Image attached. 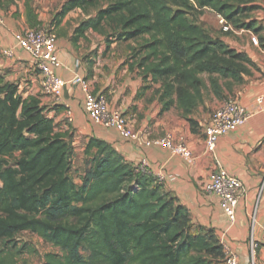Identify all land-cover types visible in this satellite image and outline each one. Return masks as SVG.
<instances>
[{
    "label": "trees",
    "instance_id": "16d2710c",
    "mask_svg": "<svg viewBox=\"0 0 264 264\" xmlns=\"http://www.w3.org/2000/svg\"><path fill=\"white\" fill-rule=\"evenodd\" d=\"M244 2L64 0L53 22L58 26L69 12L94 8L96 14L75 28L73 44L89 30L103 35L106 47L142 39L136 63L144 78L161 83V111L176 105L196 131L193 112L207 88L202 76H209L210 90L220 97V80L228 88L241 83L252 61L189 13L211 10L231 28L255 32L264 48L261 27L244 20L258 6ZM14 3L0 0V8ZM47 113L37 97L23 98L16 83L0 85V239L22 231L39 235L63 254L49 252L43 264H224L215 231L195 226L189 209L157 177L137 170L105 140L92 136L85 143L90 167L77 184L70 174L73 133L58 130ZM10 249L0 248V264H18Z\"/></svg>",
    "mask_w": 264,
    "mask_h": 264
},
{
    "label": "crops",
    "instance_id": "0c3cea01",
    "mask_svg": "<svg viewBox=\"0 0 264 264\" xmlns=\"http://www.w3.org/2000/svg\"><path fill=\"white\" fill-rule=\"evenodd\" d=\"M74 11L83 14L80 9L69 12L57 30L62 28ZM56 12L51 24H54ZM0 17V85L16 83L23 98L37 97L40 105L46 106L48 116L58 123V130L73 133V145L80 138L87 142L94 136L111 144L131 164L137 165L145 159L148 174L164 176V189L189 209L195 226L213 229L224 247L238 255L240 264H251V244L254 240L258 241L260 245L255 264H264L261 229L264 223V189L260 193L264 185V48L259 46L257 38L253 48L249 45L239 50L235 48L238 52L244 51L251 59L250 73L242 75L241 83L231 82L229 88L226 87L227 80H220L223 88L220 97L210 90V101L204 97L203 103L193 112L197 122V130L193 131L190 123L179 116L174 119L176 123H165L172 109L163 117L157 116L160 108L158 99H147L148 93L151 96L150 90L143 93L145 81L135 73L142 72L141 69H131L129 63H125L120 71L121 64L105 59L99 63L100 57L90 61L83 56L80 61V43L86 38L80 39L77 45L71 40L80 21L66 34H58L56 50L60 66L56 68V73L65 84L62 89L63 102L56 103L53 97L42 91V76L36 69L35 58L17 47L14 39L15 33L32 28L36 22L42 23L35 0H15L14 4L0 8ZM89 34L104 39L103 35L93 30L87 31L86 36ZM8 48H14L12 57L3 54V49ZM103 53L101 55L105 57ZM77 74L84 76L92 91L105 95L111 108L120 110L131 120L133 128L139 133V139H123L114 128L99 126L89 118L84 109V92L80 85L73 82ZM147 84H151L149 78ZM139 92L142 94L139 95ZM229 98L236 99L254 114L237 130L221 136L215 151L209 153L204 143V127L212 112ZM66 104L72 112L71 122L67 120ZM169 133L185 138L193 152L192 159L173 154L170 149L154 144L155 139ZM216 169L234 174L243 183L244 193L237 205L236 220L233 223L221 208L220 198L204 189L208 175Z\"/></svg>",
    "mask_w": 264,
    "mask_h": 264
},
{
    "label": "built area",
    "instance_id": "2783aa9c",
    "mask_svg": "<svg viewBox=\"0 0 264 264\" xmlns=\"http://www.w3.org/2000/svg\"><path fill=\"white\" fill-rule=\"evenodd\" d=\"M224 30L231 29L224 18L218 15ZM2 18L0 17V23ZM14 39L16 46L30 53L36 61V69L42 76V91L54 98L56 103L63 102L62 89L65 81L56 73V68L60 66V58L56 50L57 35L52 30L44 28H27L15 33ZM3 54L12 57L14 48L3 49ZM73 82L81 86L84 92V109L89 118L97 125L105 128H114L123 139L137 140L139 133L133 128L131 120L120 110L110 107L105 95L95 93L91 90L84 76L77 74ZM67 120H73L70 106L66 104ZM253 111L241 104L234 98H229L222 105L217 107L210 117L209 122L204 127V143L206 150L213 153L221 136L237 130L245 124L252 116ZM154 144L162 145L170 149L173 154L180 155L187 159L193 158V152L189 148L183 136L167 134L163 138L155 139ZM135 165V164H134ZM148 165L145 159L135 167L137 170L147 172ZM161 182L165 179L163 175L157 177ZM205 191L213 193L220 198V205L231 223L236 220V208L241 196L244 193L242 181L224 169L212 171L204 184ZM264 185L261 192H263ZM264 238V223L261 225ZM259 242L254 240L251 244V264H255L256 252ZM224 264H240L238 255L229 248L224 247Z\"/></svg>",
    "mask_w": 264,
    "mask_h": 264
},
{
    "label": "rangeland",
    "instance_id": "374dc122",
    "mask_svg": "<svg viewBox=\"0 0 264 264\" xmlns=\"http://www.w3.org/2000/svg\"><path fill=\"white\" fill-rule=\"evenodd\" d=\"M244 1H248L247 4H256L258 6V8L251 11L249 15L245 17L244 20L246 22L251 21L255 26L261 27V31L259 34L261 37L264 38V0H242V2ZM35 2L38 8V15H40V19L42 21V23L39 24L38 27L44 28L47 31H54L57 35V38L58 34L61 35L60 32L66 34L69 30H72L73 26L79 21H81V19L83 20L88 18L89 16H93L96 14V9L94 8H91L87 13L83 12V14L81 12L74 11L70 15V18L66 21V23L63 24L62 28L60 30H57L58 27L54 24H51V19L54 12L60 9V6L64 2V0H35ZM189 17L203 24L207 28V30L214 36V38L224 40L228 44V46L233 49H243L245 45H249V47L253 48L254 46H256L255 38L258 39L259 46L262 47L259 35H257L252 30H236L231 28L225 31L223 24L220 22L218 14L213 11H206L201 13L190 12ZM110 32L111 30L108 28V33ZM103 41H105V37L102 40V38L98 35L89 34L88 36H86V40L80 43V52H82V54L79 53V59L84 56V58H88V60L92 61L93 58L100 57L99 63H102L107 60L110 62L118 63L119 65L121 64L120 71L125 63H129V65H137V54H139L140 52L139 50L141 48L140 46L142 44V39H139V41L123 40L114 41L113 43L108 42L107 44H110V47H106V43L104 42L103 44ZM101 53H103L105 57H103ZM135 68H138V65ZM135 73L140 76L143 80L149 77L151 87H149L148 89L143 88V93H145V91L147 90H150L151 96L148 93L147 99H149V101H152L153 99L155 100V98L158 99V104L160 106L159 113L157 115L158 117H163L166 112L172 109L168 114L165 123L172 124V121H174L173 123H176L174 119L178 116L180 118L182 117V119H186L183 116V112L180 111V109L176 105L173 106L170 110L162 112V105L159 101L158 93L161 88V83L156 82L151 76L144 78V74L142 72ZM202 77L204 79V82L207 84V88H204V97L206 100L210 101V79L207 74H204ZM145 84V86H149L147 84V81L145 82ZM190 125L192 128L191 123ZM149 139L153 140V138L150 137ZM85 143L86 142L80 138L78 139V142L74 145L75 151L73 155L70 174L72 175L77 184H81L83 182V178L90 167V157L85 154V151L83 149ZM0 248H11L10 250H12L13 252H17L16 258L18 264H43L45 262V255L49 252L63 256L62 251L59 248L45 241L39 235L29 231H22L18 233L12 240L0 239ZM81 253L84 256H87V253L85 251H81Z\"/></svg>",
    "mask_w": 264,
    "mask_h": 264
}]
</instances>
